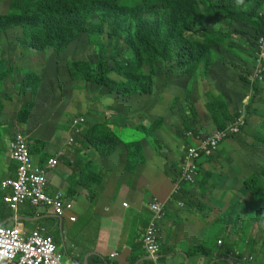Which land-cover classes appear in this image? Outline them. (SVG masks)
Returning <instances> with one entry per match:
<instances>
[{"label": "trees", "instance_id": "1", "mask_svg": "<svg viewBox=\"0 0 264 264\" xmlns=\"http://www.w3.org/2000/svg\"><path fill=\"white\" fill-rule=\"evenodd\" d=\"M238 35L244 38L245 45L235 43ZM261 37H264V0H243L242 4L236 0H0V119L18 105V120L26 123L34 112L35 99L56 89L50 80L52 77L57 78L59 88L64 85L60 88L64 93L72 90L78 94L94 88L93 93L100 94V100L120 104L125 113L148 112L152 125L147 130L140 124L137 129L150 135L159 151L166 150L174 136L183 140V155L166 163L174 186L180 185L174 200H183L184 206L201 209L200 217L205 219L212 209L194 200L185 190L186 186L198 187L205 172L195 185L180 180L189 147L198 146L187 134L199 133L194 96L205 93H200L202 87L195 85L194 80L199 76L204 78L205 111L216 130H224L234 120L232 112L241 108L240 102L233 104L232 99L228 104L224 88L212 89L221 76L228 73V82L235 78L248 88L252 85L254 100L264 104V91H258L259 83L250 81L248 69L250 65L254 67L252 71L256 67L257 42ZM13 45L22 49L23 55L32 53L26 56L32 66L39 59L50 70L48 67L40 75L27 63L25 66L10 64L4 53H9L5 49ZM241 56L249 61L243 58L238 61ZM168 93L173 95L170 100L165 96ZM15 96L19 97V103H14ZM83 103V109L78 108L72 120L78 116H85L87 120L91 117L87 114L96 113L97 102L93 106L83 99ZM89 120L98 121L99 116L88 118L87 123ZM102 121L99 125L96 124L99 122L89 125L82 135L90 147L103 158L119 152L120 146L125 147L127 169L134 158L142 161L145 141L125 145L113 135L117 131L108 127L112 119L108 121L102 116ZM128 125L126 121L122 128ZM241 147L249 151L247 144ZM219 150L220 147L211 156L202 155L199 168L200 163L217 161ZM246 184L247 194L252 198L245 202L244 211L255 215L244 217L240 212L230 211L214 216L211 220L216 219L219 232L228 220L234 221L233 226H240L241 222L250 224L264 219V164L260 176L253 173ZM256 199H262L261 209H255ZM222 238L224 234L216 243L223 246L225 260L211 259L207 264H232L228 256L236 264H254L252 253L245 247L249 240L242 242L240 248L233 247L234 250L228 243L224 245ZM261 241L264 243V239Z\"/></svg>", "mask_w": 264, "mask_h": 264}, {"label": "crops", "instance_id": "2", "mask_svg": "<svg viewBox=\"0 0 264 264\" xmlns=\"http://www.w3.org/2000/svg\"><path fill=\"white\" fill-rule=\"evenodd\" d=\"M241 58L249 61L246 56L238 57V61ZM250 66V81H254L259 74H255L256 68L252 71L253 65ZM228 75L221 76L212 89L216 90L217 86L224 88L228 104L231 99L233 104L243 99L238 107L248 111L247 126L237 138L231 137L221 144L217 161L200 163L199 181L204 172L205 178L198 187H185L194 200L202 201L212 209L205 219L200 217L201 209H195L194 205L181 208L177 202L183 200L176 201L173 198L174 184L166 163L169 159L174 160L183 155V140L174 136L168 142L166 150L159 151L153 138L144 135L138 140L145 141L142 143L144 160L142 158L141 161L144 167L126 169L125 147L120 146L119 152L103 158L90 147L83 136L76 137L69 144L73 117L64 116L58 125L39 122V104L36 102L34 112L26 123L18 120V105H14L12 111L4 113L0 119V184L15 175L17 164L11 160L10 143L15 133H24L37 166H44L50 159L57 158L58 166L47 173V193L52 197L61 194L68 202H72L73 210L67 211L62 218L57 217L50 208L34 206L27 201L14 211L4 202L9 191L0 190V226H18L26 235L40 226L46 228L47 234L54 238L65 264H152L144 249L142 235L152 216L150 204L157 200L164 204L166 213L160 224L159 264H207L211 259L225 260L226 256L222 255L223 246L216 243L217 238L223 234V244L228 243L232 248H240L243 246L242 242L249 240L245 247L252 253V261L254 264H264V243L261 241L264 238L254 240V230H264V219L256 220L257 223L251 220L253 222L247 225L253 232L249 234L244 232L245 222L240 226H233L234 221L228 220L221 230L223 233L220 232L216 237L210 235L212 230L219 231L216 219L211 220L214 216L219 217L230 211L240 212L244 217L255 215L244 211L245 202L251 199L246 191V182L253 173L260 176V168L264 164V104L254 100L252 85L248 88L247 84L235 78L228 82ZM194 81L198 82L197 79ZM199 81L203 86L204 78L200 76ZM257 83L260 84L258 91H264L262 76L257 78ZM71 93L72 90L64 93L60 89L47 92L44 110L54 112L59 103L62 109L68 103L62 98H70ZM205 93L194 96V101L200 120L198 130L204 129L203 132L209 133L216 130V127L205 111ZM169 96L172 98L173 95L170 93ZM15 98L14 103H19V97ZM103 102L107 104L95 110L98 115H86L91 116L87 117V121L88 118L98 116L100 120H89L87 129L96 122H99L97 125L103 123L102 116L108 121L112 119L108 127L113 130L122 128L126 121L128 126L135 129L141 124L148 130L152 125L148 112L139 115L132 114L134 112L130 110L125 113L122 106L112 110L110 108L116 103H110L106 99ZM200 102L204 109L198 106ZM236 110L232 115H235ZM116 123L121 126L115 129ZM123 142L125 145L130 144L125 140ZM244 143L249 151L241 147ZM210 175H213L212 178H209ZM73 217L75 221H71ZM227 259L236 264L230 256Z\"/></svg>", "mask_w": 264, "mask_h": 264}, {"label": "built area", "instance_id": "3", "mask_svg": "<svg viewBox=\"0 0 264 264\" xmlns=\"http://www.w3.org/2000/svg\"><path fill=\"white\" fill-rule=\"evenodd\" d=\"M257 75L264 66V38L258 41L256 53ZM86 124L84 117H77L71 122V137L69 144L74 142L77 135L82 134V127ZM244 124L243 118L236 119L234 124L226 131H218L207 137H194L198 142L197 147L190 146L186 159L182 165L180 180L189 184L197 181L199 176L198 164L202 155H213L230 134L240 131ZM192 136V134H189ZM11 160L17 164L15 175L0 184L1 191H9L4 202L14 211L27 201L34 206H43L52 209L57 217H64L67 211L73 210L72 202H68L61 194L55 197L47 193L49 170L58 166L57 158L51 159L47 166L34 164L30 151V143L26 135L17 133L10 143ZM180 190L179 183L174 186V192ZM127 204H125L126 206ZM184 206L183 203H180ZM151 219L142 235L143 246L150 257L152 264H159L158 257L161 253L159 241L160 224L165 219V206L162 202L154 200L150 204ZM73 217L71 221H75ZM44 227H38L30 235L23 233L20 227L0 226V264H65L59 253L54 238L47 234ZM222 242H219L221 244ZM252 259V258H251Z\"/></svg>", "mask_w": 264, "mask_h": 264}, {"label": "rangeland", "instance_id": "4", "mask_svg": "<svg viewBox=\"0 0 264 264\" xmlns=\"http://www.w3.org/2000/svg\"><path fill=\"white\" fill-rule=\"evenodd\" d=\"M243 39L244 38H242L240 35H238L237 38L235 39V43L242 42L244 44ZM5 50H7L9 52V53H4V50H3L5 58L9 59V63L10 64L17 63V64H19L21 66H25V64L27 63L28 64L27 66H31L40 75L45 74L46 71L48 70L49 65L46 64L45 66H43V63H42L41 60L40 61L39 60L34 61L33 66H32L31 63L29 62V59L26 58V56L29 57V55H32V53L23 55V52L20 51L22 49H20L17 45H13V46L5 49ZM220 53H221V55L225 54V52H220ZM52 64H56V63L53 62ZM49 70H50V67H49ZM64 76H66V73H64ZM199 77L197 78V81H198L197 83H200ZM50 80H52L53 83H55L56 90L64 87V85H61L60 88H59V83L57 82V78L55 79L54 77H52ZM192 80H194V79H192ZM192 80L189 82L187 90H189V87H190V84H191ZM197 83H195V85H197ZM57 86H58V88H57ZM200 86L202 87V90L200 89V93L206 92V90L204 89V86H202L201 83H200ZM51 90H52V92H54L53 89H51ZM93 91H94V88H92V90H90V92L89 91H87V92L83 91L84 93L80 92L78 94H74L73 91H72V93L70 95V98H62V100L68 101V103L62 109H60V103H59L57 108H54V110H55L54 112H46L44 110V108H43V104L47 102V98H46V95H45L47 92L45 94L39 95L35 99V103L37 102L39 104V107H38V109L40 111L39 118H38L39 122H45L46 124L52 123L53 125H58V123L61 122V120H62V118L64 116L67 115V116L70 117V116H72L73 114H75L78 111V108H82L83 109V107H84L83 99H86L88 104L90 103L93 106H94L93 103L97 102L95 104L96 109L101 108L102 105H106L107 102H103L102 100H100L101 95L100 94H95V93H93ZM60 92H57V93H60ZM166 98L170 100V96H166ZM242 100L240 102H242ZM108 102L114 103V102H111V101H108ZM118 105H120V104L113 105V109L112 110H114V109L116 110L118 108ZM198 106H201L204 109V105H203L202 102H200L198 104ZM57 111H59V112H57ZM139 115H141V114H139ZM3 120H5V117H3ZM119 126H121V125H118L117 127H119ZM116 131L117 132H114L113 135L121 138L122 140L128 141V142H137L138 140H140V138L142 136L145 135L143 131H141L140 129H135L132 126L119 128ZM0 132H2V130H0ZM1 138H2V136H1ZM47 153L51 154V151L47 150ZM48 154H47V157H50ZM0 155H1V149H0ZM1 165L2 164L0 162V167H1ZM130 167L134 168V169H136L137 167L143 168L144 164L141 161H136L135 159H133V164H131ZM255 203H257V206L255 207V209H261L259 207L263 206L262 205V199H256ZM261 220H263V219H261ZM243 223L244 222H241V224H243ZM244 232L246 234H249V233L253 232L252 228H250L247 225V223H245V225H244ZM210 235H212L213 237L214 236L216 237V235L217 236L220 235V232L217 231V230L216 231L212 230ZM254 236H255V238H254L255 241L264 238V230H261V231L260 230H258V231L254 230Z\"/></svg>", "mask_w": 264, "mask_h": 264}, {"label": "clouds", "instance_id": "5", "mask_svg": "<svg viewBox=\"0 0 264 264\" xmlns=\"http://www.w3.org/2000/svg\"><path fill=\"white\" fill-rule=\"evenodd\" d=\"M7 2H8V0H7ZM236 2H237V4H242L243 3V0H236ZM261 38H264V37H261ZM260 39V38H259ZM259 41V40H258ZM257 46H258V42H257ZM258 51V47H257V50H256V52ZM39 60V59H38ZM256 68V70H257V66L255 67ZM263 72H264V66H263V68H262V70H261V72L259 73V75L257 76V78H259V77H263ZM255 74H257L256 73V71H255ZM257 78L254 80V81H252V82H257ZM250 94H251V92L250 93H248V96H250ZM239 111V112H238ZM237 112H236V114H235V116H234V120H232V122H230L227 126H226V128L224 129V130H214L213 132H203L201 135H198L199 133H200V130H197V131H199V133L198 134H196V133H194V132H188L187 134L189 135V134H192V138H194V137H198V136H200V137H207V136H211L212 134H214L215 132H218V131H226L230 126H232L233 124H234V122L236 121V119L237 118H239V117H242L243 118V121H244V124L242 125V127L240 128V131L238 132V133H235V134H230L226 139H224L221 143H220V145H219V147L221 146V144L225 141V140H227V139H229V138H231V137H234V138H237L239 135H240V133L242 132V130L247 126V110H246V108H241V110L239 109ZM237 113H238V115H237ZM79 117V116H78ZM81 117H84L85 119H86V117L85 116H81ZM72 122V121H71ZM86 124H87V120H86ZM86 124L82 127V134H80L79 136H82L83 135V133H84V130H85V128H86ZM17 133H20V134H24V133H21V132H17ZM17 133H15L14 135H16ZM204 133H207V134H204ZM25 135V134H24ZM76 137H78V135L76 136ZM75 137V138H76ZM74 141H75V139H74ZM131 143H134V142H130V144ZM30 151H31V149H30ZM32 154V153H31ZM53 159V158H52ZM51 160V159H50ZM49 160V161H50ZM48 161V162H49ZM48 164V163H47ZM47 164L45 165V166H47ZM58 164H59V162H58ZM198 169H200L199 168V165H198ZM199 177H200V170H199ZM199 177H198V179H197V181L195 182V183H193V184H190V185H195L198 181H199ZM189 184V183H188ZM248 185V184H247ZM246 191H247V189H246ZM247 193H248V191H247ZM174 194H175V192H174ZM249 195V194H248ZM250 196V195H249ZM252 198V197H251ZM180 203H182V202H179V206L180 207H184V206H181L180 205ZM237 208V207H236ZM144 234V233H143ZM221 242V241H220ZM161 254V253H160ZM160 256V255H159ZM152 262V261H151Z\"/></svg>", "mask_w": 264, "mask_h": 264}]
</instances>
